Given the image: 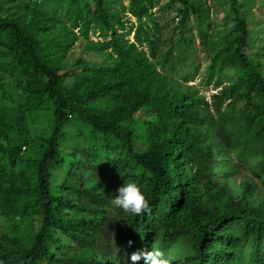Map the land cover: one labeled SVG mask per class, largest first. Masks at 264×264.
Masks as SVG:
<instances>
[{
	"label": "trees",
	"instance_id": "16d2710c",
	"mask_svg": "<svg viewBox=\"0 0 264 264\" xmlns=\"http://www.w3.org/2000/svg\"><path fill=\"white\" fill-rule=\"evenodd\" d=\"M58 1L75 22L82 17L87 25L112 28L116 11L106 0ZM237 2L230 3L237 35L211 55L207 67L211 74L229 72L232 81L210 101L155 76L148 80L150 72L133 54L143 40L140 26L128 43H117L114 30L117 59L84 69L67 85L63 78L71 71L60 72L34 37L36 23L47 20L39 9L29 23L0 17V53L11 57L1 67L6 75H0V209L4 198L7 206L15 205L16 219L40 218L28 245L12 237L1 249L0 264H129L132 252L152 249L170 264H264V196L250 200L247 184L231 193L215 184L211 169L234 157L253 163L264 179V73L247 51L249 29ZM151 4L130 0L124 8L139 20ZM135 84L128 113L144 107L158 115V123L144 127L143 150L136 149L137 133L122 124L120 114L92 109ZM14 90H23V97ZM45 103L49 134L28 139L26 124ZM72 116L89 130L80 132V154L62 143ZM55 168L64 172L56 184ZM129 180L145 194L147 213L110 206L109 193Z\"/></svg>",
	"mask_w": 264,
	"mask_h": 264
},
{
	"label": "rangeland",
	"instance_id": "374dc122",
	"mask_svg": "<svg viewBox=\"0 0 264 264\" xmlns=\"http://www.w3.org/2000/svg\"><path fill=\"white\" fill-rule=\"evenodd\" d=\"M151 1L147 12L136 19L124 7L130 0H106L108 7L116 11L112 28H104L98 23L85 24L80 20L75 22L74 15L66 11L58 0H0V17L22 19L32 22V11L39 9L45 22L36 23L35 39L44 49L46 56L60 72H68L63 78L65 84L71 83L76 75L84 69L112 64L117 59L112 32L119 35L117 43L134 42V32L139 26L142 29L143 40L135 43L133 54L145 65L150 72L148 80L155 76L157 80L172 87H180L184 92L194 96L204 97L210 101V95L218 92L222 85L231 83L229 72L223 74L208 73L211 55L225 47L229 40L237 35L235 21L232 18L231 0H188L187 7L179 0H146ZM249 29V45L247 51L264 73V0H238ZM124 8V9H123ZM35 19V18H34ZM34 28V26L32 27ZM11 57L0 53V75L4 63ZM72 69V70H71ZM221 81V85L218 81ZM4 81V79H0ZM91 81L82 87H86ZM155 84V83H154ZM8 86H6L7 88ZM134 85L126 93L108 100L97 101L93 110L104 115L120 114L122 124L133 127L137 133L134 140L136 149L143 150L145 140L142 138L144 127L156 123L158 115L154 110L139 107L132 114L128 113L129 103L138 90ZM21 98L23 90H14ZM3 96L0 94V101ZM44 109L30 117L26 124L25 133L28 139L37 135H48L50 131L49 104ZM133 120L132 123L128 120ZM158 123V122H157ZM84 123L74 119L64 128L63 145L66 149L80 154L85 144V138L80 133L89 132ZM20 149V154L25 151ZM247 162V161H246ZM250 162V161H249ZM253 163H244L232 158L228 164L222 162L220 169L212 166L215 173L216 185H224L231 193H241L246 184L250 186L249 199L258 200L264 196V179L252 170ZM64 172L60 168L52 170L55 183H59ZM15 178V171L9 173L8 184ZM216 186L210 192L214 193ZM0 209V251L9 246L10 239L17 237L28 245L40 225V218L29 216L15 218V205L7 206L4 198ZM212 205L216 203L211 199Z\"/></svg>",
	"mask_w": 264,
	"mask_h": 264
},
{
	"label": "clouds",
	"instance_id": "9594fccd",
	"mask_svg": "<svg viewBox=\"0 0 264 264\" xmlns=\"http://www.w3.org/2000/svg\"><path fill=\"white\" fill-rule=\"evenodd\" d=\"M110 206L131 215H141L150 210L148 200L138 184L132 180L122 183L110 192ZM131 243V241H129ZM143 260V264H170L169 259L159 249L134 251L128 257L129 264Z\"/></svg>",
	"mask_w": 264,
	"mask_h": 264
}]
</instances>
